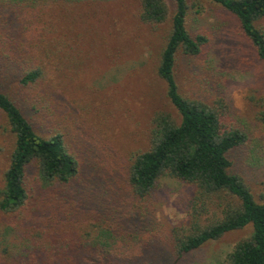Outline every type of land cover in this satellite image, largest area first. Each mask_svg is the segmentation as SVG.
I'll list each match as a JSON object with an SVG mask.
<instances>
[{"label": "rangeland", "instance_id": "obj_1", "mask_svg": "<svg viewBox=\"0 0 264 264\" xmlns=\"http://www.w3.org/2000/svg\"><path fill=\"white\" fill-rule=\"evenodd\" d=\"M50 1L36 11L37 31L27 25L18 37L6 28L24 19L13 18L12 7L0 10V44L9 38L30 43L44 71L43 83L28 94L37 113L26 112V117L36 132L43 125L46 132L62 134L87 179L81 192L100 195L104 201L113 196L121 212L132 215L131 226L150 228L157 236L159 264H226L234 245L251 234L250 225L179 260L174 254V236L188 234L194 223L203 226L219 217L221 201L208 202V209L196 218L193 207L201 202L192 184L163 176L152 194L139 202L129 197L126 187L130 158L148 149L155 116L166 114L176 124L181 119L157 75L170 16L162 24L142 22L139 0H79L61 10L52 9ZM166 1L172 13L171 0ZM189 4L187 30L202 34L207 43L198 57L177 54L179 92L212 106L222 103L228 119L243 127L247 145L234 153L233 169L258 199L264 186V132L258 121L264 111V62L233 15L206 0ZM255 25L264 33V18ZM3 125L0 119V129ZM12 146V137L0 131V178ZM138 206L144 207L143 216Z\"/></svg>", "mask_w": 264, "mask_h": 264}, {"label": "trees", "instance_id": "obj_2", "mask_svg": "<svg viewBox=\"0 0 264 264\" xmlns=\"http://www.w3.org/2000/svg\"><path fill=\"white\" fill-rule=\"evenodd\" d=\"M46 1L12 0L7 6L2 0L0 10L12 7L11 16L24 19L11 22L6 32L18 37L27 25L37 31L36 11L44 9L41 6ZM75 1L79 0L48 3L61 10ZM206 1L237 19L264 62V33L255 25L264 18V0ZM21 2L25 6L17 8ZM139 3L144 23L162 24L170 16V34L157 75L166 84L167 98L181 119L176 124L166 114L155 116L148 149L130 158L128 195L137 202L145 199L163 176L194 185L196 200L201 203L196 201L193 216L197 218L215 200L222 203L217 204L220 216L203 226L194 223L188 234L174 236L177 259L250 225L251 234L234 245L225 263L264 264V186L256 199L233 169L234 153L247 145L248 136L243 127L228 119L222 103L212 106L185 98L175 78L177 54L198 57L207 43L202 34L187 30L189 0H171L172 13L166 0ZM39 17L41 20L42 15ZM29 44L10 38L0 44V119L4 122L0 131L7 132L13 142L0 178V264H159L157 236L150 228L131 226L132 215L121 212L113 196L104 201L100 195L81 192L87 179L62 134L46 132L43 125L37 133L26 117V112L37 113L29 104L31 88L45 80L41 62L34 55L36 47ZM258 121L264 132V111ZM135 205L132 202L131 207L135 209ZM137 209L143 216L144 207Z\"/></svg>", "mask_w": 264, "mask_h": 264}]
</instances>
